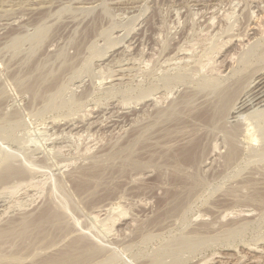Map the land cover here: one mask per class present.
Listing matches in <instances>:
<instances>
[{"label": "rangeland", "instance_id": "374dc122", "mask_svg": "<svg viewBox=\"0 0 264 264\" xmlns=\"http://www.w3.org/2000/svg\"><path fill=\"white\" fill-rule=\"evenodd\" d=\"M263 31L264 0H0V264H264Z\"/></svg>", "mask_w": 264, "mask_h": 264}, {"label": "bare ground", "instance_id": "6f19581e", "mask_svg": "<svg viewBox=\"0 0 264 264\" xmlns=\"http://www.w3.org/2000/svg\"><path fill=\"white\" fill-rule=\"evenodd\" d=\"M261 30V29H260ZM264 32V31H263ZM260 92V91H259ZM257 94V93H256ZM259 94V93H258ZM260 96H258V98L260 99V100H262L261 102H264V90H263V92L261 93V94H259ZM254 97V96H253ZM256 99V98H255ZM255 99H254V101H255ZM252 101L253 100H251V103H249V104H253L252 103ZM259 102V101H258ZM260 102V103H261ZM241 103H242V101H241ZM242 105H244V103L242 104ZM258 105H259V103H258ZM247 106V105H246ZM251 107V106H250ZM243 109V108H242ZM15 179V178H14ZM11 181V180H10Z\"/></svg>", "mask_w": 264, "mask_h": 264}]
</instances>
